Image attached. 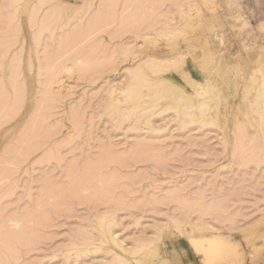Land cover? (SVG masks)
Listing matches in <instances>:
<instances>
[{
  "label": "rangeland",
  "instance_id": "rangeland-1",
  "mask_svg": "<svg viewBox=\"0 0 264 264\" xmlns=\"http://www.w3.org/2000/svg\"><path fill=\"white\" fill-rule=\"evenodd\" d=\"M141 1L0 0V264H264V130L251 88L264 77V0ZM151 76L161 84L142 89ZM131 79L144 103L174 86L160 91L202 97L207 110L168 108L151 116L161 131L144 128L169 96L153 111L133 114L124 98L109 108ZM200 83L205 96L193 95ZM105 229L143 248L126 253ZM83 241L99 252L71 255Z\"/></svg>",
  "mask_w": 264,
  "mask_h": 264
},
{
  "label": "bare ground",
  "instance_id": "bare-ground-1",
  "mask_svg": "<svg viewBox=\"0 0 264 264\" xmlns=\"http://www.w3.org/2000/svg\"><path fill=\"white\" fill-rule=\"evenodd\" d=\"M134 1V0H133ZM181 1V0H180ZM140 2H143V1H141L140 0ZM164 2V1H163ZM178 2V1H177ZM105 3H107V2H105ZM134 3V2H133ZM117 4V3H116ZM100 11V10H99ZM96 13V12H95ZM97 15H99V14H97ZM182 15V14H181ZM181 17V16H180ZM96 19V18H95ZM97 20H99V19H97ZM69 27V26H68ZM45 29V28H44ZM167 28H165V30H166ZM170 29V28H169ZM175 29V28H174ZM50 30H52V28L50 29ZM43 31H45V30H43ZM128 31V30H127ZM151 31V30H150ZM158 31V30H157ZM168 31V30H167ZM125 32V31H124ZM169 32H171V31H169ZM71 33V32H70ZM147 33H149V31L147 32ZM158 33V32H157ZM163 33V32H162ZM165 33V32H164ZM152 34V33H151ZM168 34V33H167ZM149 36H151V35H149L148 34V36H147V38L149 37ZM158 37V36H157ZM60 38V37H59ZM146 38V36H145V39H147ZM156 38V37H155ZM77 42V41H76ZM64 45V44H63ZM126 45V44H125ZM126 46H128V45H126ZM68 50V49H67ZM124 51V50H123ZM131 51V50H130ZM129 51V52H130ZM111 52V51H110ZM49 54V53H48ZM129 55V54H128ZM181 55H182V53H181ZM185 55V54H184ZM53 57V56H52ZM14 58V57H13ZM47 58V57H46ZM178 58V57H177ZM44 59V58H43ZM182 59V58H181ZM180 59V60H181ZM184 59V58H183ZM158 61V60H157ZM175 61H177V60H175ZM41 62V61H40ZM169 62H170V60H169ZM116 63V62H115ZM141 63V61L139 62V64ZM153 62H151V64H152ZM164 63V62H163ZM172 63V62H171ZM144 64V63H143ZM146 64V63H145ZM150 64V63H149ZM148 63H147V65H149ZM159 63H157L155 66L157 67V65H158ZM168 64V63H167ZM13 65V64H12ZM140 65H142V64H140ZM139 65V67L140 68H142L141 66ZM161 65V64H160ZM174 65V64H173ZM177 65V64H176ZM16 66V65H15ZM113 66V65H112ZM144 66H146V65H144ZM153 66V65H152ZM172 66V65H171ZM199 66V65H198ZM147 67V66H146ZM149 67H150V65H149ZM154 67V66H153ZM159 67V66H158ZM164 67V66H163ZM167 67V66H166ZM10 68H12V67H10ZM9 68V69H10ZM80 68V67H79ZM155 68V67H154ZM16 69V68H15ZM144 69V68H143ZM153 69V68H152ZM161 69V68H160ZM159 69V70H160ZM163 69V68H162ZM136 70H141V69H136ZM144 70H146V69H144ZM155 70V69H154ZM258 70V69H257ZM263 72V74L261 75H259V78H261V76H264V69H261ZM147 71V70H146ZM150 71H151V69H150ZM164 71H166V70H164ZM85 72V71H84ZM155 72H159L158 70H156ZM251 72H253V71H251ZM79 73H81V71L79 72ZM135 73V72H134ZM133 73V74H134ZM140 73H142V72H139V74L138 75H140ZM132 74V75H133ZM158 74V73H157ZM224 73L222 72V70H220V69H216L213 73H212V79H213V77L215 78V77H218V76H222ZM227 74V73H226ZM254 74V73H253ZM136 75H137V73H136ZM156 75V74H155ZM228 75V74H227ZM13 76V75H12ZM145 76V75H144ZM249 76H250V74L248 75V78H249ZM227 77V76H226ZM229 77V76H228ZM251 77H252V75H251ZM253 77H255V78H257L256 76H253ZM252 77V78H253ZM14 78V77H13ZM151 78H152V76H151ZM150 78V79H151ZM252 78H250V79H252ZM254 78V79H255ZM135 80H137L136 78H134ZM156 79V78H155ZM154 78H152V80H150V81H148L147 82V80H145L146 81V83H144L143 81H137V83H139V85L140 86H143V87H141L142 89L143 88H149V89H147L148 91L150 90V89H153L154 87H151V86H154V85H156L157 86V84H161V82H159V81H162L160 78H157L156 80H155ZM158 79H159V81H158ZM224 79V78H223ZM132 80V79H131ZM138 80H139V77H138ZM140 80H142V79H140ZM144 80V79H143ZM155 80V81H154ZM205 80V79H204ZM208 80V79H207ZM253 80V79H252ZM255 80H257V79H255ZM254 80V81H255ZM190 81V80H189ZM224 81V80H223ZM248 81H250V80H248ZM141 82H143L142 83V85L140 84ZM199 82V81H198ZM214 82H217V81H214ZM213 82V83H214ZM253 82V81H252ZM251 82V83H252ZM256 82V81H255ZM134 82H133V80H132V82H131V85L133 84ZM209 83V82H208ZM208 83H206V84H208ZM219 83H221V82H219ZM247 83V82H246ZM16 84V83H15ZM136 83H134V86H136V88H134L133 87V85L131 86L130 84V86H128L127 84V86H128V89L129 90H125V89H127V88H124V87H122L120 90H122V92L120 93V92H117V95L116 94H114L113 95V101L112 102H115V103H112L111 101V106L112 107H109V108H117L116 106H121L119 103H121V99L120 98H124L125 99V101L126 102H128V101H130L131 103H132V105L131 106H134V108L132 109V112H133V110H136V108H137V110L140 108V107H147V106H145L146 104L147 105H149V108L152 106V104H154L153 102H155L157 99V101L158 102H160V100H159V97L158 96H160L161 98L160 99H165L167 96H169V97H167V100H164V104H158V105H160L161 106V108L160 109H158V110H156V111H154V112H150L149 111V113H151L150 114V116L149 117H147V120H145L144 121V123L146 124V126L147 127H145L144 126V128H151V130L152 129H154L155 128V130H153V131H161L162 130V127L161 126H157V125H153L152 124V121H151V116L152 115H154L155 113H159V114H161V112H164L163 110H166V109H168V108H172V109H175V113H177V111H181V109L182 110H184L185 108H188V107H191V106H197L196 108H197V110H200V112L199 113H201V112H204L205 113V111L207 110V104H206V100L205 99H199V98H197V99H199V100H191L190 98H188L187 99V96L186 97H184L183 99H187V101L186 100H183L182 98H181V95L182 96H185V95H183V93L182 94H180V93H178V95L176 94V96L175 95H172L171 94V96L170 95H168V94H170V93H168V94H164L166 91H170V89L172 88V87H174V86H172L171 88H168V87H163V89L162 90H164V88H167L166 90H164L165 92H161L162 90H161V88H160V90H159V93H160V95L159 94H157V92L156 91H154L153 90V92H155L157 95H155V93H151V92H148L147 94H145L146 92L145 91H147L146 89H144L145 91H144V94L147 96V99L148 98H150L149 100H151V101H149L150 103L148 104L147 102H145L144 103V101L146 100V97H145V99L144 98H141V96H142V94H143V92H141V91H143V90H141V89H138V88H140L139 87V85H135ZM151 84H153V85H151ZM197 84H199V83H197ZM204 84V83H203ZM254 84H256L255 85V87H251L252 89L254 88V89H256L257 91H256V94H257V96H256V98H257V100H254V103H255V101H258V104H256L255 103V106L257 105V107H255V114L257 115L258 114V118H257V121H258V123L260 124L259 125V127H260V130L262 131V130H264V128L262 129V126L264 127V77L262 78V79H260V80H258V82H256V83H254ZM125 85V84H124ZM221 85H224L223 83L221 84ZM220 84H219V86H221ZM227 85V84H226ZM162 86H164L163 84H162ZM166 86V85H165ZM198 88H199V91H195L194 92V94L193 95H196V96H200V95H203L204 94V96H205V93L204 92H206V90L204 89V87L203 86H207V85H202L201 86V83H200V86H198V85H196ZM215 86V88L218 86H216V85H213V87ZM247 86V85H246ZM209 87V86H208ZM2 88V87H1ZM114 88H116V87H114ZM198 88H195V89H198ZM218 88V87H217ZM219 88H221V87H219ZM249 88V87H248ZM250 88V89H251ZM15 89V88H14ZM116 89H118V86H117V88ZM115 89V90H116ZM138 89V90H137ZM210 89H212L211 87H210ZM227 89V88H226ZM141 90V91H140ZM171 90H174L173 88L171 89ZM194 90V89H193ZM209 90V89H208ZM219 90V89H218ZM221 90V89H220ZM138 91V92H137ZM140 91V92H139ZM151 91V90H150ZM168 91V92H169ZM112 92V91H111ZM171 92V91H170ZM183 92V91H182ZM119 93V94H118ZM150 93L153 95V96H151L150 95ZM167 93V92H166ZM175 93V92H174ZM255 93V92H254ZM141 95V96H140ZM154 95L156 96V97H154ZM162 95V96H161ZM167 95V96H166ZM254 95V94H253ZM1 96H3V95H1ZM0 96V97H1ZM144 96V95H143ZM142 96V97H143ZM149 96V97H148ZM180 96V97H179ZM244 97V96H243ZM3 98V97H2ZM138 99H143L142 101H137ZM247 99V98H246ZM6 100V99H5ZM115 100V101H114ZM185 101L184 103H181L180 104V102H182V101ZM203 100V101H202ZM252 101H253V99H252ZM40 102V101H39ZM142 102H143V104H144V106L142 105ZM152 102V103H151ZM158 102H156V103H158ZM162 102V101H161ZM191 102H193L192 104H189V103H191ZM251 102V101H250ZM250 102H249V104H250ZM211 103V102H210ZM3 104V103H2ZM1 104V105H2ZM127 104V103H126ZM167 104V105H166ZM168 104H170V105H168ZM151 105V106H150ZM190 105V106H189ZM254 105V104H253ZM5 106V105H4ZM153 106H155V104L153 105ZM183 106H185V107H183ZM193 107V108H194ZM2 108H4V107H2ZM108 108V107H107ZM108 108V109H109ZM184 108V109H183ZM253 108H254V106H253ZM76 109V108H75ZM124 109H126V108H124ZM131 109V108H130ZM151 109V108H150ZM188 109H190V108H188ZM191 109H192V107H191ZM211 109V108H210ZM107 110V109H106ZM152 111H153V109H151ZM177 110V111H176ZM251 110H253V109H251ZM112 111V110H111ZM130 111V110H129ZM188 111H190V110H188ZM244 111V113H245V110H243ZM119 112V111H118ZM131 112V111H130ZM135 112V111H134ZM134 112H133V114H134ZM184 112V111H183ZM209 112V111H208ZM252 112V111H251ZM188 113V112H187ZM187 113H185V114H187ZM203 113V114H204ZM207 113V112H206ZM125 114V113H124ZM132 114V113H131ZM181 114V113H180ZM184 114V113H183ZM184 114V115H185ZM189 114H191V116L192 117H190V115ZM197 114H198V112H195V111H192L191 110V112H189L188 114H187V118H188V116L190 117V118H188L189 120H191V122L192 121H196L197 119H201V118H199V116H201V114H198V117H197ZM253 114V113H252ZM2 115V114H1ZM6 115V114H5ZM116 115V114H115ZM182 115V114H181ZM205 115V114H204ZM255 115V116H256ZM4 116V115H3ZM177 116H178V114H177ZM176 116V117H177ZM195 116H196V118H195ZM125 117V116H124ZM127 117V116H126ZM180 117V120H182L181 118H183V116L181 117V116H179ZM202 117V116H201ZM254 117V116H253ZM77 118V117H76ZM203 118V117H202ZM207 116L206 117H204L202 120H198V121H196L197 122V124H198V122L199 121H201L200 122V125L202 126V125H206V124H208L209 122H208V120L207 119H209L210 117H208L207 119ZM46 119V118H45ZM162 119H165L164 118V116L162 117ZM196 119V120H195ZM206 119V120H205ZM2 121V120H1ZM113 121V120H112ZM119 121V120H118ZM121 121V120H120ZM186 121V120H185ZM205 121V122H204ZM117 122V121H116ZM141 122V121H140ZM187 122H189V121H187ZM210 122H213L214 123V121H211L210 120ZM246 122V121H245ZM244 122V123H245ZM74 123V122H73ZM206 123V124H205ZM257 123V122H256ZM183 124V123H182ZM116 125V124H115ZM137 127V126H136ZM74 128V127H73ZM242 129V128H241ZM241 129H240V131H241ZM164 130V129H163ZM238 131H239V129H238ZM27 132V131H26ZM29 132V131H28ZM262 133V132H261ZM242 134V131H241V133L240 134H237V135H241ZM224 135V134H223ZM259 138V137H258ZM264 137H262V139H263ZM24 139V138H23ZM42 143V142H41ZM248 144V143H247ZM28 147H26V149H27ZM38 149V148H37ZM235 150H238V149H236L235 148ZM259 150V149H258ZM49 151V150H48ZM133 151V150H132ZM264 151V150H263ZM244 152V151H243ZM23 154V153H22ZM126 154V153H125ZM130 155H132V154H130ZM259 155H260V153H259ZM127 158V157H126ZM262 158V157H261ZM114 159H112V161H113ZM259 161V160H258ZM125 166V165H124ZM76 182V181H75ZM4 189V188H3ZM87 189V188H86ZM56 190V189H55ZM71 192V191H70ZM56 194V193H55ZM62 195V194H61ZM172 195V194H171ZM205 196V195H204ZM175 201V200H174ZM156 203V202H155ZM158 203V202H157ZM201 203V202H200ZM207 203V202H206ZM218 203H220V202H218ZM217 204V203H216ZM205 207H207V206H205ZM204 207V209H206ZM215 207V206H214ZM117 208V207H116ZM209 208H210V206H209ZM223 208V207H222ZM119 209V208H118ZM123 209V208H122ZM178 209V208H177ZM197 209H198V207H197ZM196 209V210H197ZM213 209V208H212ZM227 209V208H226ZM181 210V209H180ZM182 210H184V209H182ZM190 210V209H189ZM219 210H221V209H219ZM228 210V209H227ZM193 211V210H192ZM201 211V210H200ZM209 211V210H208ZM33 212V211H32ZM186 212V211H185ZM194 212H197V211H194ZM226 211H224V213H225ZM200 213V212H199ZM198 213V214H199ZM213 213H215V212H213ZM222 213H223V211H222ZM110 214V213H109ZM109 214H107V215H109ZM113 214V213H112ZM181 214V213H180ZM183 214V213H182ZM186 214V213H185ZM204 214V213H203ZM203 214H201V215H203ZM206 214V213H205ZM228 214H231V213H228ZM236 214V213H235ZM111 215V214H110ZM184 215V214H183ZM213 215V214H212ZM238 215V214H237ZM169 216V215H168ZM178 216H180V215H178ZM189 216H191L190 214H189ZM198 216V215H197ZM204 216V215H203ZM209 216H211V214L209 213ZM219 215H217V217H218ZM234 216V215H233ZM28 217V216H27ZM108 217H110V216H108ZM115 217H116V215H115ZM183 216H181V218H182ZM221 217H223V216H221ZM107 218V217H106ZM177 218V217H176ZM186 218V217H185ZM113 219V218H112ZM171 219H174V218H171ZM179 219V218H178ZM183 219V218H182ZM181 219V220H182ZM187 219V218H186ZM194 219V218H193ZM199 219V218H198ZM209 220H211V218H208ZM220 219V218H219ZM218 219V220H219ZM221 219H223V218H221ZM224 219H226V218H224ZM230 219V218H229ZM236 219V218H235ZM115 220H117V219H115ZM185 220V219H184ZM196 220V219H195ZM199 220H202V221H199V222H201V223H197L196 224V226L198 225H202V227L203 226H206L205 224H207V226H206V228H212V227H215V228H217L218 227V225L216 224V223H214V222H212V221H209V222H205V221H203L204 219H199ZM213 220V219H212ZM227 220V219H226ZM231 220V219H230ZM176 221V220H175ZM178 221H180V219L178 220ZM183 221V220H182ZM186 221V220H185ZM17 222V221H16ZM107 222H109V221H107ZM106 222V223H107ZM174 222V221H173ZM190 222V224H191V221H189ZM192 222H194V221H192ZM219 222V221H218ZM110 223H111V221H110ZM116 223H117V221H116ZM133 223H134V221H133ZM137 223V222H136ZM135 223V224H136ZM176 223V222H175ZM183 224V222H179V224ZM209 223V224H208ZM238 223V222H237ZM28 224V223H27ZM177 224V223H176ZM186 224H188L187 222H185V224L184 225H186ZM195 224V223H194ZM204 224V225H203ZM228 224H229V222H228ZM231 224V223H230ZM234 224H236V223H234ZM233 224V225H234ZM41 225V224H40ZM167 225V224H166ZM192 225V224H191ZM246 225V224H245ZM244 225V226H245ZM109 226H110V224H109ZM109 226H107V227H109ZM175 226H177V225H175ZM229 226H231V225H229ZM238 226V225H237ZM102 227H105V226H102ZM106 227V228H107ZM233 227V226H232ZM246 227V226H245ZM110 228V227H109ZM161 228H162V226H161ZM219 228V227H218ZM217 228V229H218ZM160 229V228H159ZM176 229H178V226H177V228ZM106 230V229H105ZM110 230V232H108L107 230V232H108V234H110L111 235V237H110V235H109V237L111 238V240H112V242L117 246V247H120L124 252H128V253H130V254H134V255H136L137 256V254H138V251H140L141 249H140V246H137V244L138 245H141V244H144V241H142V240H139V238H137V243L134 245V247L136 246V247H138L137 249L136 248H134V249H132V250H130V249H127V247L128 246H126V243H123V240H120L119 239V236L116 234V230L115 231H113V229H109ZM105 231V233H107ZM155 231V230H154ZM230 231V230H229ZM77 234V233H76ZM148 234H150V233H148ZM106 235V234H105ZM151 235V234H150ZM155 235L156 234H154L153 233V237L151 236H146L145 238L146 239H148L149 238V241H147L146 243H150L151 242V240L153 241L154 239L153 238H155ZM2 237V236H1ZM142 238V237H141ZM140 238V239H141ZM157 238V237H156ZM155 238V239H156ZM136 240V239H135ZM138 240L139 241H141V242H139L138 243ZM31 241V240H30ZM86 241V240H85ZM4 242V241H3ZM91 242H94V241H91ZM88 244H90L91 245V243H90V241H87V242H82V248H80V244L78 245V244H75V245H78L79 247H77V246H75V247H73V249L71 250L72 252V254L71 255H74V256H76V255H80V253H82V252H85V253H83L84 255H83V257L85 256V257H87V253L88 252H90V251H92L91 249H90V245L89 246H87ZM142 247L141 248H143V245H141ZM131 247V246H130ZM5 249V248H4ZM97 249H99V248H94V250L92 251L93 253H96L97 251L99 252V250H97ZM136 249V250H135ZM90 250V251H89ZM130 250V251H129ZM134 250V251H133ZM65 251V250H64ZM88 251V252H87ZM100 252H102L101 251V248H100ZM103 252H105V251H103ZM113 252V251H112ZM69 253H70V250H69ZM74 253V254H73ZM68 254V253H67ZM66 254V255H67ZM90 254H91V252H90ZM115 254V253H114ZM82 255V254H81ZM89 255V254H88ZM94 255V254H93ZM91 256V255H90ZM89 256V257H90ZM97 256V255H96ZM105 256V255H104ZM119 256V255H118ZM78 257V256H77ZM77 257H75V259L77 258ZM103 257V256H102ZM101 257V259H102V261H104V258H102ZM135 257V256H134ZM90 258H94V257H90ZM106 258H107V256H106ZM66 259V258H65ZM67 259H69V258H67ZM100 259V258H99ZM116 259H121L120 257L119 258H117L116 257ZM18 260V259H17ZM124 260V259H123ZM14 261V260H13ZM73 262H74V260H72ZM83 261V260H82ZM87 262H88V260H86ZM94 261V260H93ZM4 262V261H3ZM84 262V261H83ZM111 262V261H110ZM114 262V261H113ZM64 263V262H63ZM101 263V262H100ZM100 263H93V264H100ZM105 263H107V261H105ZM105 263H102V264H105ZM68 264V263H67ZM92 264V263H91ZM111 264V263H110ZM118 264V263H117Z\"/></svg>",
  "mask_w": 264,
  "mask_h": 264
}]
</instances>
